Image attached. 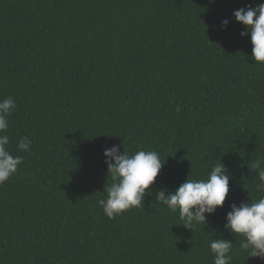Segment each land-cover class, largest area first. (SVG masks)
I'll list each match as a JSON object with an SVG mask.
<instances>
[{"label":"trees","instance_id":"16d2710c","mask_svg":"<svg viewBox=\"0 0 264 264\" xmlns=\"http://www.w3.org/2000/svg\"><path fill=\"white\" fill-rule=\"evenodd\" d=\"M262 3L0 0V99L16 102L6 134L23 156L0 185V264H214L211 239L233 243L231 264H264L224 228L230 205L264 197L249 169L264 164V65L232 17ZM116 145L165 164L144 208L109 219L97 201ZM219 160L225 203L187 229L155 194Z\"/></svg>","mask_w":264,"mask_h":264},{"label":"clouds","instance_id":"9594fccd","mask_svg":"<svg viewBox=\"0 0 264 264\" xmlns=\"http://www.w3.org/2000/svg\"><path fill=\"white\" fill-rule=\"evenodd\" d=\"M234 21L243 26L241 37L250 36L251 59L256 65H264V3L255 7H242L232 13ZM228 19L221 22L226 29ZM16 108L12 97L0 99V185L14 176L23 156L13 155L9 149L11 143L6 134L9 117ZM32 141L21 137L16 145L18 152H30ZM110 184L104 189L106 196L97 201L103 214L113 219L133 208H144L146 195H151L150 186L154 184L160 170L165 164L155 150H139L129 155L120 146L106 148L103 153ZM259 178L256 186L258 192H264V164L257 160L249 167ZM231 175L219 160L206 179L186 178L175 190L169 192L161 189L156 192V202L172 213H179V218L187 229L196 224H206V216L212 215L222 207L229 193ZM224 228L233 236L241 237L240 251L246 252L248 258L264 261V197L256 201L239 205H230ZM210 253L214 264H231L233 243L225 239H211ZM247 258V259H248Z\"/></svg>","mask_w":264,"mask_h":264}]
</instances>
